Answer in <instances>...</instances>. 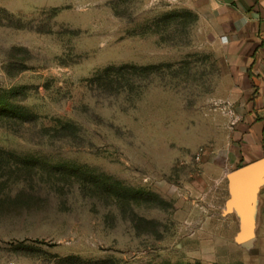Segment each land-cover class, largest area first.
<instances>
[{
    "label": "rangeland",
    "instance_id": "1",
    "mask_svg": "<svg viewBox=\"0 0 264 264\" xmlns=\"http://www.w3.org/2000/svg\"><path fill=\"white\" fill-rule=\"evenodd\" d=\"M124 65L157 70L90 88ZM228 84L182 0H0V95L32 115H0V264H264L226 208Z\"/></svg>",
    "mask_w": 264,
    "mask_h": 264
},
{
    "label": "crops",
    "instance_id": "2",
    "mask_svg": "<svg viewBox=\"0 0 264 264\" xmlns=\"http://www.w3.org/2000/svg\"><path fill=\"white\" fill-rule=\"evenodd\" d=\"M182 1L214 26L222 46L233 109L227 156L230 169H224L228 176L237 168L264 160V0ZM250 198L253 228L247 251L264 260V171L256 178ZM232 213L236 216L237 209Z\"/></svg>",
    "mask_w": 264,
    "mask_h": 264
},
{
    "label": "trees",
    "instance_id": "3",
    "mask_svg": "<svg viewBox=\"0 0 264 264\" xmlns=\"http://www.w3.org/2000/svg\"><path fill=\"white\" fill-rule=\"evenodd\" d=\"M157 70L155 66H145V67H137L131 65H124L120 67H106L102 71L95 74L89 80L90 88H96L103 94H117L121 91L130 90V86L128 80L125 78L127 74L133 73L138 75L141 80L146 76L152 74ZM17 92V90H12L10 92ZM8 93L0 95V115H5L8 118H25L32 117V115L21 105L18 103L24 101V96L19 97H9ZM72 126L70 124H64L61 126L62 130H68ZM186 264H200L199 262L194 263H186Z\"/></svg>",
    "mask_w": 264,
    "mask_h": 264
},
{
    "label": "water",
    "instance_id": "4",
    "mask_svg": "<svg viewBox=\"0 0 264 264\" xmlns=\"http://www.w3.org/2000/svg\"><path fill=\"white\" fill-rule=\"evenodd\" d=\"M264 171V160L237 168L227 176L228 200L226 208L232 212L237 209L239 216L238 240L242 248L248 250L252 243V219L249 212L250 194L256 178Z\"/></svg>",
    "mask_w": 264,
    "mask_h": 264
},
{
    "label": "built area",
    "instance_id": "5",
    "mask_svg": "<svg viewBox=\"0 0 264 264\" xmlns=\"http://www.w3.org/2000/svg\"><path fill=\"white\" fill-rule=\"evenodd\" d=\"M6 264H13L12 262L6 263Z\"/></svg>",
    "mask_w": 264,
    "mask_h": 264
}]
</instances>
